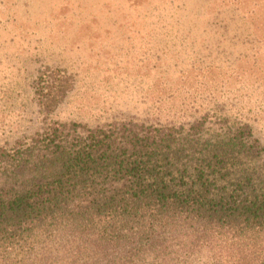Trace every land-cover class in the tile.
<instances>
[{
    "label": "rangeland",
    "instance_id": "1",
    "mask_svg": "<svg viewBox=\"0 0 264 264\" xmlns=\"http://www.w3.org/2000/svg\"><path fill=\"white\" fill-rule=\"evenodd\" d=\"M52 69L69 87L42 112L37 77ZM207 111L248 121L264 143V0H0V146L43 116L178 123ZM66 231L52 240L56 264H92L108 252L83 243L74 253ZM170 238L136 264L237 259L226 236Z\"/></svg>",
    "mask_w": 264,
    "mask_h": 264
},
{
    "label": "trees",
    "instance_id": "2",
    "mask_svg": "<svg viewBox=\"0 0 264 264\" xmlns=\"http://www.w3.org/2000/svg\"><path fill=\"white\" fill-rule=\"evenodd\" d=\"M68 87L63 70L40 71V110ZM46 119L0 146V264H56L64 229L74 253L108 251L92 264H136L188 231L228 237L234 264H264V143L248 121L209 111L178 123Z\"/></svg>",
    "mask_w": 264,
    "mask_h": 264
}]
</instances>
